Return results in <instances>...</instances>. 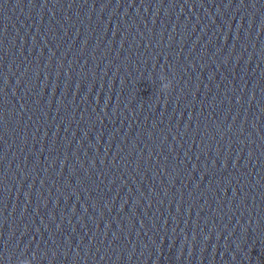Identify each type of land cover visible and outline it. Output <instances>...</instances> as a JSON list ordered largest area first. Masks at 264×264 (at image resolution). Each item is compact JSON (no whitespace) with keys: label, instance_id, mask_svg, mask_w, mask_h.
Segmentation results:
<instances>
[{"label":"clouds","instance_id":"9594fccd","mask_svg":"<svg viewBox=\"0 0 264 264\" xmlns=\"http://www.w3.org/2000/svg\"><path fill=\"white\" fill-rule=\"evenodd\" d=\"M171 87H172V81L168 80L167 77L163 76L162 77L161 91L166 93L171 89ZM22 264H31V260L30 259H23Z\"/></svg>","mask_w":264,"mask_h":264}]
</instances>
